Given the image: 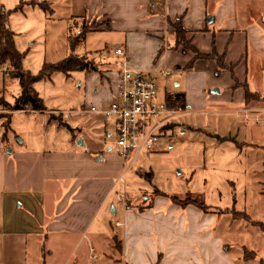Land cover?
<instances>
[{
  "label": "rangeland",
  "instance_id": "rangeland-1",
  "mask_svg": "<svg viewBox=\"0 0 264 264\" xmlns=\"http://www.w3.org/2000/svg\"><path fill=\"white\" fill-rule=\"evenodd\" d=\"M21 1L24 3L27 0H0V5L11 10L8 26L15 33L17 49L23 53L24 71L36 74L44 62H57L70 53L88 57L94 64L105 59L112 69L117 68L114 48L121 44L119 34L94 29L73 50L69 47L70 30L75 34L84 26H104L105 21H97V24L94 23L96 20L76 18L85 13L90 1L47 0L52 13L27 4L13 10ZM208 1L214 4V9L222 0ZM232 1L233 13L231 16L229 13L225 21L226 24H234L232 28L235 32L232 35H229L230 31L220 32L218 50L223 51L231 36L226 46L227 61L235 62L245 52L246 59L237 66L236 73L235 69L231 73L218 72L214 60L206 59H199L191 69L177 68L176 63L182 66L191 54L184 55L169 49L174 35L168 26L167 40L162 38V51L157 57L168 55L163 66L172 75L168 78L158 77V91L160 94L164 90L184 92L186 106L176 110L170 122L172 125L164 129L152 151H141L129 168V160L120 157V175L124 173V184L117 185L112 204L118 208L119 215L123 205L118 196L120 194H124L126 201L136 210L139 206H152L157 199H164V194L203 203L207 205L208 214H211L207 216L208 221L213 223L209 230L225 240L224 248L228 246L229 256L236 260L239 258L241 232L251 225L249 221L252 217L248 216H252L250 208H258L260 212H257L259 217L256 221L264 224V201L256 200V190L261 186L259 171L264 170L260 164L264 161V0ZM72 15L76 17L72 18ZM217 28L219 26L216 24L211 25V29ZM193 41L202 51L211 48L209 35L196 33ZM4 66L0 69L1 115L7 112L6 102L12 103L20 91L18 80L10 78ZM85 73L74 71L67 77L55 72L49 79L34 84L46 110L11 113L10 128L5 139H1L3 153L7 157L14 161L13 153L19 150L81 149L78 142L84 136H93L102 141V150L91 153L96 160L101 159L103 152L119 156L115 152L113 125L106 126L107 132L92 127V116L102 112L109 101H103L102 109L94 112L81 111L87 108L85 104H89L87 97L91 92L89 77ZM243 78H246L248 91L257 96L245 98L244 89L233 86L235 80ZM215 88L217 92L212 93ZM243 101L257 109L242 111L246 107ZM61 190L62 187L56 188L47 195L52 197ZM13 197L6 194L7 206L0 198V238L1 230H7L13 212L20 213L19 220L26 213H34V209L28 207L31 203L26 205L22 201L23 196ZM19 204L22 206L18 207ZM47 204L50 202H46V209ZM193 207L201 209L196 205ZM107 224L110 229H115L113 221ZM122 228L118 230L123 232ZM212 249L215 253V245H212ZM98 254L103 256L101 252Z\"/></svg>",
  "mask_w": 264,
  "mask_h": 264
},
{
  "label": "crops",
  "instance_id": "crops-1",
  "mask_svg": "<svg viewBox=\"0 0 264 264\" xmlns=\"http://www.w3.org/2000/svg\"><path fill=\"white\" fill-rule=\"evenodd\" d=\"M87 1L90 3L85 13L71 17L105 21L103 27L95 29L121 35V44L114 50L122 48L124 51V57L114 54L117 70L103 59L95 63L102 77L85 71L91 87L87 108L102 109L103 101L113 98L123 67L148 70L153 66L163 39L167 40L169 21L181 17L189 31L209 35L210 39L216 35L217 46L221 33L230 31L232 35L235 32L234 24L225 21L226 16L233 13L232 0H222L214 9V4L208 0ZM210 16L214 17L212 23H208ZM213 23L219 28L211 29ZM167 56H160L164 64ZM243 59H246L245 52L236 60H240L238 67ZM165 92L168 91L159 92L158 99L164 97ZM246 104L243 101L246 107L242 111L257 109ZM92 117V127L107 132L106 126L111 123L106 122L102 112ZM1 139L0 125V198L7 206L6 194L14 199L23 196L22 201L26 205L31 203L28 207L34 209V213H26L21 221L19 212L10 215L13 219L7 230H1L0 264H261L264 260V231L256 221L258 208L249 210L252 216H248L253 219L248 220L251 225L241 232L239 258L235 260L229 256V247L224 248L225 240L209 230L213 223L207 219L211 215L207 209L179 205L164 194V199H157L152 206H139L137 210L122 205L118 215L112 195L120 185L116 180L122 171V159L103 152L101 159L96 160L91 153L100 152L104 147L100 139L84 136V146L78 144L81 149L10 152L14 161L3 153ZM260 164L264 167V161ZM259 172L261 186L256 190V200L260 202L264 201V170ZM60 187V193L47 195ZM46 202H50L48 209ZM111 221L116 230L108 226ZM121 226L123 232L118 230ZM212 245H215V253Z\"/></svg>",
  "mask_w": 264,
  "mask_h": 264
},
{
  "label": "trees",
  "instance_id": "trees-1",
  "mask_svg": "<svg viewBox=\"0 0 264 264\" xmlns=\"http://www.w3.org/2000/svg\"><path fill=\"white\" fill-rule=\"evenodd\" d=\"M23 4L38 6L42 10L52 13V8L47 0H27L24 3L21 1L13 10L20 8ZM11 10H6L0 5V69L4 66V70L10 78L18 80L20 91L15 96L12 103L6 102L7 112L0 114V120L4 119L0 125L2 129V138L5 139L6 134L10 128V115L13 111H43L46 110L45 105L39 93L34 88V84L39 80L49 79L55 72H61L67 77L74 71H86L96 72L102 77V72L97 70L95 64L85 56H79L74 53H70L65 58L54 62H44L36 74H32L29 71H24L22 68L23 53L20 52L14 41L15 33L8 26V15ZM94 23L99 24L97 21ZM96 24V25H97ZM87 25V24H86ZM171 27V34L174 35V41L170 46L171 51H177L181 54H191L190 58L181 66L176 63L177 68L191 69L199 59L214 60L218 72H232L235 67L239 64L240 60L231 62L227 61V50L226 47L223 51L219 52L217 46V37L212 35L210 39V50L202 51L194 43L195 32L189 31L183 26L182 18H176L173 21H169ZM97 26L85 27L83 30H78L75 34L70 30L68 36V44L71 50H73L84 38V36L95 29ZM230 41V40H229ZM228 44V42H227ZM162 51V47L159 48L154 62L160 61L159 53ZM154 63V64H155ZM233 86H241L244 89L245 98L248 96H257L248 91L246 79L235 80ZM164 100L166 106L169 109L181 110L186 106L185 93L184 92H165ZM244 98V99H245ZM246 102V101H245ZM172 124L169 123L165 128L170 127ZM150 176V174H149ZM171 200L179 205H196L201 209H207V205L197 202L194 199L186 201L171 196ZM235 213V212H234ZM237 215H239L237 213ZM260 228L264 231V224L258 223ZM120 248V245H117ZM248 252V251H247ZM158 264V263H155ZM264 264V260L261 262Z\"/></svg>",
  "mask_w": 264,
  "mask_h": 264
},
{
  "label": "built area",
  "instance_id": "built-area-1",
  "mask_svg": "<svg viewBox=\"0 0 264 264\" xmlns=\"http://www.w3.org/2000/svg\"><path fill=\"white\" fill-rule=\"evenodd\" d=\"M114 54L123 56L122 48ZM163 62L153 64L148 70H128L123 67L118 77V89L107 107L102 110L106 122L113 125L116 136L115 152L128 159L129 168L141 151H152L162 137L165 127L172 121L177 111L166 106L164 97L158 99V77L168 78L171 71ZM99 110L95 106L83 108V112ZM126 168V169H127ZM124 173L116 183L124 184ZM126 209L130 204L123 195H118ZM120 223H116L119 226ZM93 252V249L90 250ZM94 257V256H92Z\"/></svg>",
  "mask_w": 264,
  "mask_h": 264
},
{
  "label": "water",
  "instance_id": "water-1",
  "mask_svg": "<svg viewBox=\"0 0 264 264\" xmlns=\"http://www.w3.org/2000/svg\"><path fill=\"white\" fill-rule=\"evenodd\" d=\"M213 21H214V17L213 16H210L208 18V23H212ZM215 92H217V89L216 88L212 91V93H215ZM78 144L84 146V144L82 142V139L79 140Z\"/></svg>",
  "mask_w": 264,
  "mask_h": 264
}]
</instances>
